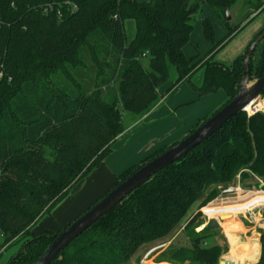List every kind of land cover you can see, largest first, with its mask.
I'll list each match as a JSON object with an SVG mask.
<instances>
[{
  "label": "trees",
  "instance_id": "trees-1",
  "mask_svg": "<svg viewBox=\"0 0 264 264\" xmlns=\"http://www.w3.org/2000/svg\"><path fill=\"white\" fill-rule=\"evenodd\" d=\"M254 1L247 4L258 15L264 2ZM208 3L227 34L215 43L211 24L203 21L210 52L187 59L183 47L199 10L193 0H0V254L24 242L9 264L39 260L55 234L35 233L36 224L111 153L125 132L124 113L144 116L160 102L157 91L170 67L177 73L174 87L202 68L199 96L222 90L226 104L234 98L244 57L262 32L231 66L214 61L247 25L229 27L225 12L237 0ZM249 63L254 82L264 73V39ZM167 149L121 172L115 186ZM241 169L264 176L261 112L233 117L180 162L154 174L51 264L127 263L141 246L168 238L209 188ZM218 193L211 191L208 199ZM217 231L207 226L191 235V250L177 249L170 263L218 264V246L200 247ZM260 244L257 264H264V234Z\"/></svg>",
  "mask_w": 264,
  "mask_h": 264
},
{
  "label": "rangeland",
  "instance_id": "rangeland-1",
  "mask_svg": "<svg viewBox=\"0 0 264 264\" xmlns=\"http://www.w3.org/2000/svg\"><path fill=\"white\" fill-rule=\"evenodd\" d=\"M137 1L143 3L148 0ZM247 1L237 0V3L229 9L231 20L227 21L231 28L238 27L241 29L243 26H247L237 36L229 40L222 50L213 57L214 61L226 67L231 66L235 59L245 52L249 42L257 34L264 31V10L258 15L257 12L251 14L252 9L247 4ZM262 1L264 2V0ZM193 2L198 4L199 10L194 14L192 19L193 30L189 42L183 47L184 55L187 59L202 58L210 52L211 44L204 37L203 21H208L211 24L215 43L222 41L227 34L226 26L210 7L209 0H193ZM251 2L252 4L255 3L254 0H251ZM147 65V60H143V66L148 68ZM203 74L204 72L201 68L192 76L191 81L181 82L180 85L174 87L177 73L174 68L170 67L169 79L158 89L161 98L160 102L150 111L151 113L155 112V115L145 120L146 118L142 115L124 113L122 125L125 133L113 144L111 153L104 158L103 163L99 167L93 169L86 178L70 190L68 199L66 198L63 200L64 202L59 203V205L63 203L60 207L59 205L56 207H59L57 212L55 208L51 214L44 216L36 224L34 232L38 234H43L47 231L52 234L60 233L71 225L75 219L87 212L91 206L105 197L116 185L117 181L115 183L113 181L110 182L109 179L105 182L101 181L99 173L103 172L105 168L109 169L110 166L118 168L119 174H116L118 176L121 172L140 164L141 161L152 154L166 150L173 144L182 141L198 123L201 125L205 119L208 120L219 111L226 104L228 96L221 90L213 92L210 95L199 96L196 88L202 85ZM1 77L2 74L0 73ZM256 106L258 109L264 107V100L259 97L252 109ZM183 123L187 127V130H185L181 137L174 139L173 132L176 128L174 125H180L181 127ZM230 187L234 189V192L225 194L224 190ZM261 189H264V176L258 177L248 169H241L229 182L214 184V186L209 188L190 208L181 220V223L172 231L168 238L141 246L136 254L124 264H140L148 250L159 244L170 242L167 248L154 251V254L144 262L146 264H169L170 257L174 251L177 249L191 250V235L200 234L208 226L210 221L203 216L201 212L203 208L212 206L210 208L213 211L231 209L237 206L232 205L228 207L229 205L245 201L253 196L255 192L261 191ZM215 190L219 193L214 198L208 199V194ZM231 215H220L219 221L221 224H219L216 236L203 239L200 244V247L206 249L218 246L221 251L219 262L225 261L223 258H230L239 252L236 249L237 243L233 240L234 237L231 236L228 240L225 235V232L231 234L232 231L237 229V224L235 223L232 224L233 227L230 230L229 228L232 225L226 228L227 224H224L225 222L235 220V217H237V222H239L238 225L241 228L242 226L245 228L247 235L251 237L250 239L254 243L258 244L259 250L262 251L260 240L264 230L260 227L257 228L255 224H259L260 226L264 223V208L254 209L251 212L252 217L258 219L256 223L252 222L253 220L250 219L249 215ZM195 216H197L195 224L186 227L188 221ZM210 217L211 219H216L214 215ZM243 217H246V219ZM23 243V241L16 243L2 251L0 254V264H9L14 255L21 249ZM185 264L189 263L186 262Z\"/></svg>",
  "mask_w": 264,
  "mask_h": 264
},
{
  "label": "water",
  "instance_id": "water-1",
  "mask_svg": "<svg viewBox=\"0 0 264 264\" xmlns=\"http://www.w3.org/2000/svg\"><path fill=\"white\" fill-rule=\"evenodd\" d=\"M227 21L231 20L229 10H226ZM264 39V31L250 44L247 54L244 57V68L242 80L236 91V95L219 111L212 115L197 129L182 141L172 145L164 153L153 158L150 162L136 169L130 177L122 181L119 185L112 188L100 201L95 203L83 215L79 216L71 225L60 233L55 234L52 243L45 249L39 260L35 264H51L65 248L72 244L76 238L91 228L97 221L111 212L127 196L146 183L154 174L166 169L168 166L180 162L184 156L192 152L199 145L208 140L213 134L217 133L233 117L243 113L245 108L255 103L261 92L264 91V73L258 80L251 82L247 76L249 61L257 48V45ZM208 227L216 229L219 221L211 219ZM264 230V223L260 226ZM264 234V233H263ZM52 237V235H50ZM219 264H233L220 261Z\"/></svg>",
  "mask_w": 264,
  "mask_h": 264
},
{
  "label": "crops",
  "instance_id": "crops-1",
  "mask_svg": "<svg viewBox=\"0 0 264 264\" xmlns=\"http://www.w3.org/2000/svg\"><path fill=\"white\" fill-rule=\"evenodd\" d=\"M203 72H204V70H203ZM202 84H203V82H202ZM157 93L159 95V92L158 91H157ZM150 111H152V109ZM153 115H155V112H153V113L150 112V113L144 115L143 117L146 118L145 120H147V119H150V117H153ZM174 126L176 127L174 129V132H173L174 139L181 137L182 134H184L185 130H187V127H185L184 123L181 125V127H180V125L179 126L178 125H174ZM177 126L179 127V129H178ZM124 133L121 134L119 136V138H121L124 135ZM119 138H118V140H119ZM110 168H109L110 170L107 169V168H105V170L103 172H100L99 173L101 181L105 182V181H108V179H109L110 182L113 181L114 183L117 181V177L118 176H116V174H119L118 168H114V167L112 168L111 166H110ZM67 199H68V197H67ZM62 202H64V201H62ZM61 205H59V207ZM59 207L56 208V212L59 210ZM231 216H235V215H231ZM236 218L237 217L234 218L235 220H231V221L225 222L224 224H227V227L226 228H229V226H231L233 223L237 224V229H235V231H232L231 234H228L229 232L228 233L225 232V235H226V237H227L228 240H229V238H231V236L234 237L233 240L235 241V243H237L236 244V249L239 252L238 253H235L230 258H223V260H225L223 262H229V263H233V264H257L259 262V260H260V257H261V250H259L258 244L257 243H254V241H252V239H250L251 237H249L247 235V231L245 230V228L243 226L241 228V226L238 225L239 222H237V219ZM243 218L246 219V217H243ZM252 222L256 223V222H258V219H255ZM255 225L257 226V228L261 226V225L259 226V224H255ZM232 227H233V225L229 228V230ZM250 232H251V230H250ZM229 243H230V241H229Z\"/></svg>",
  "mask_w": 264,
  "mask_h": 264
},
{
  "label": "built area",
  "instance_id": "built-area-1",
  "mask_svg": "<svg viewBox=\"0 0 264 264\" xmlns=\"http://www.w3.org/2000/svg\"><path fill=\"white\" fill-rule=\"evenodd\" d=\"M256 103V102H255ZM255 103H252L250 105V110H247L246 108L244 109L248 115H253V114H257L259 112L264 114V107H262L261 109L257 108V106L252 109V107L255 105ZM231 192H234L233 188H228L226 190H224L225 194H230ZM227 205V204H226ZM232 205H235L237 207L231 208V209H223V211H213L212 206H208L205 207L201 210L202 214L204 217L207 218V220H211L212 215L215 216L216 220H220L219 218L221 217L220 215H231V214H236V215H249L250 219L255 220V218L252 217L251 212L254 209H262L264 208V189H261V191H258L257 193H255L253 196L249 197L248 199H246L245 201H241V202H237V203H232L231 205H229L228 207H231ZM220 224V221H219ZM169 243H162L159 244L157 246H154V248L148 250L146 252V254L143 256V260L140 264H146L144 263L145 261H147L151 255L154 254V251L156 250H162L165 249L169 246Z\"/></svg>",
  "mask_w": 264,
  "mask_h": 264
},
{
  "label": "bare ground",
  "instance_id": "bare-ground-1",
  "mask_svg": "<svg viewBox=\"0 0 264 264\" xmlns=\"http://www.w3.org/2000/svg\"><path fill=\"white\" fill-rule=\"evenodd\" d=\"M249 108H250V105L246 107L247 110H250ZM255 193H256V192H255Z\"/></svg>",
  "mask_w": 264,
  "mask_h": 264
}]
</instances>
